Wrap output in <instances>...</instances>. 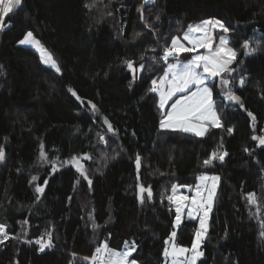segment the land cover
<instances>
[{"label":"trees","instance_id":"trees-1","mask_svg":"<svg viewBox=\"0 0 264 264\" xmlns=\"http://www.w3.org/2000/svg\"><path fill=\"white\" fill-rule=\"evenodd\" d=\"M208 18L230 28L229 44L238 53L235 71L226 76L230 85L210 82L222 126L202 137L161 129L151 82L167 63L190 56L181 53L165 62L163 49L188 25ZM4 23L0 224L11 237L0 243V264H89L83 257L103 242L123 250L133 240L131 259L163 264L171 232L176 230L177 243L189 246L197 228L185 209L175 229L171 186H178L176 194L192 196L203 173L220 179L197 264H264V145L253 139L264 135V0H23ZM27 32L60 71L19 44ZM245 40L257 48L254 54H245ZM128 60L145 65L135 80ZM228 87L243 108L225 98ZM220 145L227 152L223 162L205 165ZM74 156L81 158L87 179L66 163ZM141 185L151 188V199L145 193L140 201ZM249 193L256 194L255 206ZM46 232L53 247L40 251L36 241Z\"/></svg>","mask_w":264,"mask_h":264},{"label":"snow or ice","instance_id":"snow-or-ice-1","mask_svg":"<svg viewBox=\"0 0 264 264\" xmlns=\"http://www.w3.org/2000/svg\"><path fill=\"white\" fill-rule=\"evenodd\" d=\"M23 0H0V30L5 27V17L14 13L20 6H22ZM93 5H87L92 7ZM220 31L222 34L219 37V44L214 46L215 33ZM230 28L226 26L224 21L219 19H205L195 25H188L187 30L183 33V41H187L191 47H186L181 42L180 36L171 37V44L163 49V61H168L170 57H178L180 53L195 52L197 49H205L203 54L193 55L190 60L181 62L177 59L176 63H169L164 75L159 77L158 80H152L150 92L158 93L159 95V108L163 111L166 105L177 93H187L180 96L174 103L171 104L170 110H167L163 114V118L160 121V127L162 129H176L184 132H193L197 136H204L209 130L210 126L221 127V118L216 111L215 101L213 100V90L209 87V81L219 77L222 86L230 85V81L226 78L227 75L235 71L231 65L237 58V51L229 47V40L227 34L230 33ZM198 34V35H197ZM137 36L140 33L136 34ZM20 44H30L35 46L41 54V59L45 64H50L56 71H60L52 54L48 52L39 40L33 37L31 32H28L24 39L19 41ZM245 49L246 55H252L257 51V48L250 47V41L245 40L241 45ZM143 59V57H141ZM155 59V58H154ZM126 67L133 73V79L137 78L136 73L143 72L145 65L143 63L135 67V62L132 60L125 61ZM245 83L244 78H241L239 84L243 86ZM195 87V91L192 88ZM214 87V85H213ZM74 96L76 93L73 91ZM227 99L239 103L243 108L241 98L235 94V92L228 87L227 92L224 93ZM79 99V97H77ZM91 103V102H89ZM92 110L96 111V106L92 104ZM248 116L255 121L256 117L248 112ZM107 122V121H106ZM255 127V124H253ZM108 131L113 132L112 125L108 124ZM231 131V129L229 130ZM104 138L101 137V140ZM254 140H257L259 145H264V135L253 136ZM222 145L218 146V149L211 153V156L204 160L205 165H211L213 160H220L223 162L227 152L219 151ZM5 158V152L3 148H0V161ZM40 158L42 160L47 159V154L41 146ZM91 159V157H87ZM80 157H72L66 163L73 164L78 171L87 179L86 171L83 164L80 162ZM137 168L140 167V157H136ZM56 167L53 166V171H56ZM38 178L32 177L33 181ZM200 183L195 187V194L192 196L177 195L178 186L173 184L172 195L168 196L170 202L175 203L176 219L175 225H180L182 213L187 209L189 217H199L200 227L195 231V238L192 240L191 247L179 245L176 241V232L173 231L168 240L165 241V248L163 250V256L165 258V264H197L198 258L203 256V252L200 250L203 241L206 239L208 232V214L212 208L213 198L216 193V183L219 181L218 176L201 175L199 178ZM207 181H212L211 187H207ZM91 184V181H88ZM47 184V181H45ZM184 187L191 188L190 185ZM207 190V196L205 191ZM36 191L43 193L44 188L37 186ZM152 198L151 188H145L143 185L139 187V199L143 202L145 198ZM249 203L255 204L256 197L254 193L248 194ZM25 224L27 221L24 222ZM6 225L0 224V243L9 239L6 231ZM95 227V225H94ZM264 236V232H261ZM46 237V238H45ZM45 237L39 238L36 243L39 245L40 251L45 248L53 247L52 234L50 232L45 233ZM170 245V246H169ZM136 251V242H124V249L117 251L110 249L107 242H103L100 246L94 249L91 257H83V260L89 261V264H137L135 259H129ZM190 254V255H189ZM73 256L76 254L73 253Z\"/></svg>","mask_w":264,"mask_h":264},{"label":"rangeland","instance_id":"rangeland-1","mask_svg":"<svg viewBox=\"0 0 264 264\" xmlns=\"http://www.w3.org/2000/svg\"><path fill=\"white\" fill-rule=\"evenodd\" d=\"M145 2H149V1H152V0H144ZM208 19H216V18H208ZM203 20H205V19H203ZM220 20V19H219ZM201 21V20H200ZM200 21H196V22H193V23H191L192 25H195V24H198V23H200ZM188 27V26H187ZM187 30V28L185 29V31ZM184 31V32H185ZM183 32V33H184ZM28 33V32H27ZM26 33V34H27ZM183 33L181 34V35H179L180 37H181V42L182 43H184L185 44V46L186 47H191V45L190 44H188V42L187 41H183ZM25 34V35H26ZM222 33L220 32V31H216V33H215V40H214V46L215 45H218L219 44V37H220V35H221ZM25 35L23 36V38L22 39H24V37H25ZM198 35V34H197ZM227 36H228V34H227ZM34 37V36H33ZM175 37V36H174ZM35 38V37H34ZM21 39V40H22ZM36 40H38L37 38H35ZM228 40H229V38H228ZM20 44V43H19ZM40 44L41 45H43L41 42H40ZM171 44V43H170ZM20 45H23V46H27V47H30V48H32V49H34L37 53H38V55H39V57H40V59H41V54H40V51L35 47V46H33V45H30V44H20ZM44 46V45H43ZM229 47H231V48H233L230 44L228 45ZM45 48V47H44ZM49 52V51H48ZM205 52V49H197L195 52H188V53H190V56H189V58H187V59H178V60H180L181 62H186L187 60H190L191 58H192V56L193 55H196V54H203ZM181 54V53H180ZM41 61H42V63L44 64V65H46V66H48V67H50V68H52V69H54V70H56V68H54L52 65H50V64H45L44 62H43V60L41 59ZM177 62V59L176 60H174L173 62H169V63H176ZM169 63H167L166 65H165V67H164V71H163V73L161 74V76H163L164 75V72L167 70V65L169 64ZM160 76V77H161ZM159 79V78H158ZM157 79V80H158ZM213 81H217V83H218V85L220 86V87H222V88H226V86H222L221 85V83H220V78L219 77H217V78H215V79H213V80H211V81H209V87H211L210 86V82H213ZM192 91H195V87H193L192 88ZM187 93H177V95L176 96H174L173 98H172V100H170L169 102H168V104L166 105V108H165V110H163L162 111V115L160 116V118H159V120H158V126H159V128H161L160 127V121H161V119L163 118V114H164V112L165 111H167V110H170V108H171V104L172 103H174L175 102V100L176 99H179L180 98V96H182V95H186ZM157 97H158V105H159V95H158V93H157ZM225 98H227L226 96H225ZM217 111V110H216ZM210 127H214V126H210ZM209 127V128H210ZM162 129V128H161ZM187 133H191V134H194V135H196L195 133H193V132H187ZM197 136V135H196ZM201 175H207V176H209V177H211V176H218L219 177V175L218 174H215V173H203V174H201ZM201 175H199V177L201 176ZM198 177V178H199ZM200 183V181H199V179H197V182H196V184H195V186H194V189H193V194L192 195H194L195 194V187H196V185L197 184H199ZM211 184H212V181H207V187H211ZM218 184H219V181L216 183V189H217V187H218ZM205 191V196H207V190L205 189L204 190ZM216 194V193H215ZM177 195H180L179 193L177 194ZM214 198H215V196H214ZM214 198H213V202H214ZM212 207H213V204H212ZM211 211H212V208H211V210H210V212H209V214H208V220H207V225H208V223H209V218H210V214H211ZM185 215V213L183 212L182 213V217H181V222H182V219H183V216ZM186 217L187 218H191V219H195V220H197V228L195 229V231L200 227V221H199V217L197 216L196 218H192V217H189L188 216V213H187V215H186ZM176 219V218H175ZM175 225V224H174ZM176 227H178L177 225H175V229H176ZM173 231H175L176 232V230H173ZM172 231V232H173ZM195 231H194V233H193V237H192V240L195 238ZM171 232V233H172ZM171 235V234H170ZM169 235V236H170ZM169 238V237H168ZM168 240V239H167ZM192 240H191V243H192ZM191 243H190V245L188 246V245H183V246H186V247H191ZM179 244V243H178ZM179 245H181V244H179ZM166 246V245H165ZM170 246V245H169ZM110 249H112V248H110ZM200 250H201V248H200ZM190 255V254H189ZM163 264H165V258H164V261H163Z\"/></svg>","mask_w":264,"mask_h":264},{"label":"crops","instance_id":"crops-1","mask_svg":"<svg viewBox=\"0 0 264 264\" xmlns=\"http://www.w3.org/2000/svg\"><path fill=\"white\" fill-rule=\"evenodd\" d=\"M170 62H173V61H170ZM157 94V93H156ZM180 195H185V194H182V193H179ZM117 251H120V250H117ZM130 260H131V257L129 258ZM137 264H139L138 262H137Z\"/></svg>","mask_w":264,"mask_h":264},{"label":"water","instance_id":"water-1","mask_svg":"<svg viewBox=\"0 0 264 264\" xmlns=\"http://www.w3.org/2000/svg\"><path fill=\"white\" fill-rule=\"evenodd\" d=\"M129 70V69H128ZM130 71V70H129ZM130 73H131V75H132V78H133V73L130 71ZM136 76H137V73H136ZM254 206L256 205V203L255 204H253Z\"/></svg>","mask_w":264,"mask_h":264},{"label":"built area","instance_id":"built-area-1","mask_svg":"<svg viewBox=\"0 0 264 264\" xmlns=\"http://www.w3.org/2000/svg\"><path fill=\"white\" fill-rule=\"evenodd\" d=\"M8 236L11 237V235H10L9 233H8ZM0 238H2V237H0ZM45 238H46V237H45ZM39 250H40V248H39ZM93 252H94V251H93ZM92 254H93V253H92ZM91 256H92V255H91Z\"/></svg>","mask_w":264,"mask_h":264},{"label":"bare ground","instance_id":"bare-ground-1","mask_svg":"<svg viewBox=\"0 0 264 264\" xmlns=\"http://www.w3.org/2000/svg\"><path fill=\"white\" fill-rule=\"evenodd\" d=\"M33 32V31H32ZM256 195V194H255ZM17 235V234H16Z\"/></svg>","mask_w":264,"mask_h":264}]
</instances>
